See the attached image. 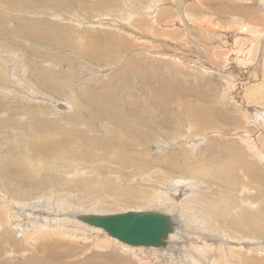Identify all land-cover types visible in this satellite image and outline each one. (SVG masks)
<instances>
[{
  "label": "bare ground",
  "instance_id": "bare-ground-1",
  "mask_svg": "<svg viewBox=\"0 0 264 264\" xmlns=\"http://www.w3.org/2000/svg\"><path fill=\"white\" fill-rule=\"evenodd\" d=\"M27 1L30 3L22 5L20 3L18 10L8 9L7 13L0 11L1 26L5 25L8 29H5L7 32L4 33L0 27L4 33V38L0 36V44H2L0 46V90L3 88L2 90L5 89L9 94L14 90L13 94L16 95L23 93L27 88H34L32 82L24 76L30 70L39 79L40 87L45 88L43 90L48 89L47 79L52 78L54 83L51 90L59 92L64 87V80L56 77L58 74L49 69V62L44 64L48 68L33 64L34 67L29 69L22 65L23 56L11 50L8 44L3 46L7 41L2 39L6 37L25 39L27 35L30 40H46L48 35L35 32L37 27H46L44 22L25 20L24 26L13 23L23 20L26 13L32 12L31 4L44 8L35 13L38 17L48 16L55 18L56 22L64 21L70 26H76L83 21L80 17H73V13L69 10H65L66 14L60 13V10L70 6L68 3L75 0ZM78 1L81 2L78 5L79 8L82 5L84 9L83 13H92L90 7L86 8L88 4L86 5L84 0ZM151 1L153 2L148 6L141 7V0H115V5L118 4L120 7L118 11L112 8L107 12L108 17L100 18V21L94 20L98 25L105 24L109 27L113 26L112 23H116L117 26L119 24L118 28L125 36L137 37L142 44L147 40L146 34L137 36L140 32L135 27L145 24L146 16L151 19L152 24L158 20H164L165 28L182 26L186 32L192 31L194 38L192 42L196 41L197 44L204 46L203 50L201 47V51L208 55L209 63L205 66L200 61L199 57L202 55L200 50L192 51L195 58L189 59L188 63L191 61L199 63L198 69L202 67V71L207 70L206 72L212 71L223 75L226 94L220 97V103L226 105L233 101L236 103L240 99L241 103L245 102V105L238 103V110L242 106L252 108L251 110L255 113L253 116L243 112L241 114L247 124H250L251 129L243 126L244 130L236 132L239 134L243 147L249 153L251 152L250 155L264 163V131L261 130L264 126V29L258 27L259 24L262 25L261 15L256 14L254 18L251 16L250 20L246 19L242 22L238 21L242 17H235V19L233 17L237 22L232 21L233 23L216 30V28L213 29V24L217 23L211 21L213 16L209 19L205 15H195V12L201 14L207 12L203 10L205 7L202 9V5L209 2L208 0H193L190 3L188 0ZM248 1L258 4L256 0H228L240 9L245 8L246 6L243 5ZM100 5L99 0L93 2V7ZM12 6L13 3L11 8ZM261 6L264 8V3ZM12 11L15 12L12 13ZM115 11L121 13L119 14L121 20L110 16ZM5 17L11 20L3 21ZM85 18L88 19V16ZM74 22L76 24H73ZM88 22L93 23L92 20ZM177 23L180 24L179 27ZM130 24L133 26L131 27ZM121 25L126 29H123ZM19 31H22L21 35H16L15 32ZM162 33H165V37L167 36L166 31ZM121 38L125 37L120 36L119 40ZM178 38L175 45L186 41L183 35ZM149 39L158 41L153 36ZM159 45L162 46V52H159V55L172 60L173 55L169 51H173L175 56L177 49L164 42H159ZM177 52L180 59L177 55L175 57L180 61L182 55L179 51ZM166 55L168 57H165ZM9 60L12 63L7 62ZM185 61L183 60L182 63ZM177 65L182 64L177 63ZM11 84L13 89H9ZM85 90L84 103L78 101L82 93L69 90L70 95L65 102L54 104L61 110L74 111L76 121L69 122L71 125L83 122L81 120L84 113L88 115L87 124L82 125L85 127L84 131L70 129L68 133H64L66 135H58L59 139H51L49 136L56 133L54 122L41 118L40 114L45 115L44 112H38L36 109L17 108L14 110L17 116L15 120L7 117L3 121L4 124L1 122L8 129L13 122H16V126L11 128L10 132L13 133L7 135L3 146H0L7 156H11L8 157L9 160L7 157L0 160V264H68V261H62L61 257L68 260L71 258V253L61 250L53 251L52 246L64 245V242L59 239L54 240L52 236L70 238L71 243L74 239L77 242L78 239L86 243L90 242V245L82 252L114 248L126 255L134 256L139 262H148L153 257L156 258L155 263L161 258L162 264L262 263L251 260L252 258L240 253V250L246 244L256 243L254 240L261 242L264 237V215L257 210L247 212L242 206L236 211L230 202L236 193L237 186L241 183L237 182V172L248 182L252 179V175L258 177L259 173H253V168L248 164L244 166L239 164L238 169L236 160L244 159L240 149V159L225 158L227 155H235L233 150L237 148L236 146L222 147L212 151V149L208 150L210 147L208 144L203 149L199 147L201 132H194L195 126L202 124L206 127L212 124L210 113L213 110L200 105L191 106L186 101L178 103V105L183 104V116L185 113L188 115L184 120L183 116L176 119L175 124L180 125L171 135L172 140L168 142L164 136L160 139L164 145L172 144L177 149L166 155L167 157L164 158L166 160L160 161V164L166 162L182 170L181 176L174 178L161 167L154 168L155 161L151 163L146 161L145 156L148 157L151 150H156L152 149L156 140L151 134L142 130L145 128L144 125L122 129L121 121L117 118L114 123L102 125L99 122V115L93 110H97L108 120L111 119V114L102 107L103 100L95 92L91 83ZM135 101L136 99L129 95L124 98L125 104L119 105L130 106L134 105ZM163 107H165L162 110L166 118L168 109L166 106ZM49 108L53 111L50 114L54 116L57 111L53 107ZM169 123L170 121L167 122ZM97 125H109L111 131L102 133V129ZM84 132L92 133V135L85 136ZM119 133H126L127 137L121 138L114 135ZM95 134H101L102 137ZM109 134L112 135L109 136ZM156 148L160 150L165 147L157 144ZM178 154H182L181 165L175 161V156ZM4 164H6L5 167ZM8 165L10 172L5 173ZM124 173L128 174L127 180H138L139 185L143 187L139 186L137 191H133L130 187L126 188L125 192L121 191L117 184H122ZM3 179L8 182L6 185L3 184ZM111 180L116 185L111 184ZM22 181L25 188L17 185ZM244 185L242 183L240 188L247 192ZM107 192H111L113 198L115 196L114 201L105 199L104 194ZM93 194L99 199L94 198ZM125 203L127 208L129 207L125 212L127 210L156 212L157 210L170 218L172 230L164 239L163 245L157 247L129 245L110 236L102 228L87 226L79 219L80 216L86 215L115 214V212L107 213V211L111 207L113 209ZM248 205L250 209L254 207L250 203ZM80 211L82 213L88 211L90 214H79ZM77 217L80 221L76 220ZM181 244L185 250L184 254L182 257H175L174 252L180 248ZM17 257L20 259L14 262ZM152 263L148 262V264Z\"/></svg>",
  "mask_w": 264,
  "mask_h": 264
},
{
  "label": "rangeland",
  "instance_id": "rangeland-1",
  "mask_svg": "<svg viewBox=\"0 0 264 264\" xmlns=\"http://www.w3.org/2000/svg\"><path fill=\"white\" fill-rule=\"evenodd\" d=\"M99 1L101 2V5L99 7H93V2H96V0H84V3L86 2L85 4H88L86 8L89 9L90 7V10H92L91 14L83 13L84 9L82 8V5L79 8L78 5L81 4V2L78 0L68 3V5H70L69 7H67L66 9L63 8L64 10H60V13L63 14H66L65 10H69L71 13H73V17H80L81 21L83 22L77 24L76 26H70V24L68 25V23L64 21L62 23L58 21L56 22L55 18H51L48 16L38 17L37 15H35V13L44 8L37 7L34 4H31L33 14L32 12L26 13V17L23 20L19 22H13L22 26H24L23 21L25 20L28 22L42 21L46 24L45 28H35V32L45 33L46 35H48L46 40H30L27 35H25V39H21V37L19 36H17L19 38L16 39L6 37V39H2L7 41V43H5L3 46L8 44L11 47V50L21 54L24 61L22 65L28 67L29 69H32L34 67L33 64H36L41 68H48L44 64H46V62H49V69L55 74H58V76L56 77L62 78L64 80V87L63 89L61 88L59 92L52 91L51 87L54 83V80L51 78L47 79L46 84L48 89L43 90L44 87L42 88L40 87L41 85H39V79L36 78V75H33L30 70H28L24 76L26 79L32 82L34 88H27V90H25L23 93L21 92L20 94L16 95L13 94L14 90L9 94L8 91H5V89L2 90L3 88H1L0 146H3L4 138H6L7 135H10V133H13L10 132L11 128L16 126V122H13L11 124V128L8 129L3 125V121H5L7 117L16 119L17 116H15L14 110L17 108H24L26 110L36 109L38 112L43 111L45 115L40 114V117L52 120L54 122V126L56 127V133L49 136V138L51 139H59L58 135H66L64 133H68L70 129L84 131L83 128L85 127L82 125L87 124V118H89L88 115L84 113L81 120L83 122H79L76 125H71L69 124V122L74 123L76 121L74 120V111L72 109L61 110L60 107H57L54 104H56V102H65L67 100V96L70 95L69 90L74 93H82V97L78 98L77 96V98L79 102L84 103L85 101L83 96H85L86 93L85 88L88 84L91 83V85L96 90L95 92H97L98 96L103 100L102 107L104 109H107L111 114V119L108 120L106 116L98 113L97 110L94 109L93 111L99 115V122L102 125H106L109 123H114L115 118H117L121 121L120 126L122 129L144 125L143 127L145 128H143L142 130L151 134L152 138L156 140L152 148L156 150H151L148 153V157L145 156L146 161H149L150 163L151 161H155L154 165L156 166H154V168L161 167L165 172L170 173L172 177L179 178L182 172L181 169H179L178 167H174L166 162H161L160 164V161L166 160L164 159L165 157H167L166 155H169L171 152H175L177 150L176 147L172 144L164 145V143L160 139L162 136H164V138L168 142L172 140L171 135L180 125L175 124L176 119L183 116V104L178 105V103H180L181 101H186L191 106L200 105L207 109L213 110L210 113V115L212 116V124L206 127H203L202 124H200L199 126H195L194 132H201L199 147L204 149L205 146L210 144L208 150L212 149V151H216L222 147L229 148L236 146L237 148L233 150L235 155H227L225 158L229 159L231 157L233 160H236V158L240 159V149L241 155L242 157H244V159H241L240 161L236 160L238 163V169L239 164H241L242 166L248 164L253 168V173H259L258 177L252 175V179H250V182H248L245 179H242L243 177L237 172V182L241 183L237 186L236 193L230 200L231 205L234 206V210L237 211V209L242 206L243 209L247 212H253L257 210L264 215V163L254 159V157L250 155L251 152L249 153V151L245 147H243L238 137L239 134L236 132H241V130H244L243 126H247L249 129H251L250 124H247V121H245L244 117L241 116V114L243 112L248 114L249 116H253V114L255 113L251 110L252 108L242 106L238 110V103H241L240 99L237 100L236 103L234 101L226 105L220 103V97L223 96V94H226V92L224 91L226 89V84L223 80V75H218V73L212 71L206 72L207 70L202 71V67L200 69L197 68V66H199L200 64L191 60V62L188 63L189 59H192V57L195 58L194 52H199L197 50H200V53H202V55H200L199 57L200 61L204 63L205 66H208L209 63V61H207L209 60L208 55L201 51L202 46L197 44L196 41L192 42V40L194 39L193 35L191 34L192 31L186 32V30L183 29L182 26H178L180 25L179 23L176 24L179 28H165L166 25L164 24V22L166 21L164 20H158V22L156 21L155 24H152L151 19L146 16V23L135 27V29L140 32L138 34L136 33L137 36H144V34H146L147 40L142 44L139 43L137 37L125 36L118 28L119 24L117 26L116 23H112V27H109L105 24L98 25V23H96L97 20L100 21V18L109 16V13H107L108 10L110 11L112 8L119 10L120 8L118 4L115 5V0ZM208 1L209 2H206L202 5V9L205 7L203 10L207 12H204L205 14L195 12V15H205L209 19H211V17L213 16L211 21L213 20L214 23L218 24H213V29L216 28V30H219L222 26L237 22L236 20H234L235 17H242L240 18V20H238L242 22L246 21V19L250 20L251 16H253L254 18L256 14H258L259 16L261 15L260 17L262 20V25L259 24L258 27L264 29V8L261 6L262 3H264L263 0H256L257 3L260 4V6L251 1H248V3H245L243 5L244 7L246 6L243 9L232 5V3L228 2V0ZM0 2V11H4L5 13H7L8 9L18 10L20 3L21 5L23 3H30L27 0H0ZM151 2L153 1L141 0L140 5L141 7H146ZM188 2H193V0H188ZM11 3H13L12 8ZM117 11H115V13H111L110 16L116 17L115 19L117 20H121V17H119V14L121 13ZM14 12L15 11H12V13ZM20 13L22 14L21 11ZM28 14L30 16H28ZM139 14H141V12ZM86 16H88V19L85 18ZM8 20H11V18L5 17L3 19V21L7 22ZM91 20L93 21V23L91 22ZM88 21H90L91 23H89ZM73 24L76 23L74 22ZM1 25L2 24L0 23V27L3 29V32L6 33L8 29L5 27V25H3L4 27ZM130 26L132 27L133 25L130 24ZM123 29L126 28L123 26ZM162 31H166V37L164 36L165 33H162ZM3 32L0 30V36L2 37L4 36ZM21 32L22 31L15 32V34L21 35ZM182 35L184 36L186 41L175 45L176 40L179 39L178 37ZM120 36H123L125 38H121V40H119ZM150 36L156 37V40L158 41L154 42L153 39H149ZM17 39H19L22 44L20 41H15ZM148 42L150 43L148 44ZM159 42H164L165 44L168 43L171 47L174 46V48L177 49L175 56H180L177 52L179 51L182 55L181 60L179 61L180 57L179 59H177V56H174L173 51H169V53L173 55L171 56L172 60H169L170 58L166 59L161 57V54L159 55V52H162V46L159 45ZM1 45L2 44H0V46ZM195 45L198 48H196ZM203 49L204 46L202 47V50ZM190 53H192V55H189ZM167 55L165 57H168ZM204 55H206L207 57ZM164 59L167 61H165ZM183 60L186 61L182 63ZM175 61H177L178 64L182 65H177ZM7 62L12 63V61L10 60ZM89 67L90 70H88ZM12 85L13 84H11V87L8 85L9 89H13ZM169 92H171L172 94H168ZM33 94H36V96H33ZM129 95L136 99L135 104L130 106H120L119 104H125L124 98ZM110 96L112 98H110ZM34 97L36 99H34ZM116 98H118V100ZM186 102L184 104H186ZM242 104L245 105V102L243 101L241 105ZM63 106L65 105L63 104ZM163 106H166L168 109L166 118L164 117V112L162 110L165 108ZM49 107H53L57 111L54 116L50 114L53 111ZM187 115L188 114L185 113V115L182 117L183 120L187 117ZM168 121H170L169 124H167ZM64 125L65 127H63ZM102 125H97V127L102 129V133L111 131L109 125ZM261 130L264 131V126H262ZM204 133L205 136L203 137ZM88 134L92 135V133L84 132L85 136H87ZM95 135L102 137L101 134ZM111 135L112 134H109V136ZM114 135L121 138L127 137L126 133H119ZM157 144L160 146H164L165 148H160V150H158L159 148H156ZM125 149L130 150V148ZM197 149L198 147L195 149V151ZM4 157H7V160H9L8 157L11 156H7L4 149H0V160ZM181 158L182 154H178L177 156H175V161L178 165L182 164ZM3 166L5 167L6 164H4ZM8 172H10L9 165L5 169V173ZM127 175V173H124L122 177V184H117V186L121 188V191L125 192V189L128 187H130V189H133V191H137L139 186L143 187L142 185H139L136 178L133 179H136L137 181L127 180ZM123 179H125L126 181H124ZM7 183V180L3 179V184L6 185ZM242 183L245 184L244 186H246L247 192L243 191L240 188V185ZM23 184L24 181L17 183L20 188H25ZM111 184L116 185L113 180H111ZM93 195L94 198H98L95 196V194ZM104 197L110 202L114 201L115 199V196L114 198L112 197L111 192H107L106 194H104ZM100 198L102 199V197ZM249 203L254 207L250 209L248 205ZM126 204L127 203L120 205L121 207H113V209H111V207L109 210L107 209V213H120L122 211L125 212L126 209H129V207L127 208ZM130 208H133V206H130ZM155 211L157 212V210ZM160 213L163 214L162 212ZM79 214H90V212L87 211V213H82V211H80ZM76 220L80 221L78 217L76 218ZM84 224L87 226H91L87 223ZM52 237L54 238V240L59 239L64 242V245L57 244L52 246L53 251L61 250L67 253H71V258L68 260L61 257V260L68 261V264H148V262H153L152 264L161 263V258H159L158 262L155 263L156 258H153L152 256V259L155 260L150 259V261L148 262H139L134 256L126 255L122 251L115 250L114 248L93 249L82 252L84 251L85 247L87 248L90 245V242L86 243L81 241L80 239H78L77 242V240L74 239V242L71 243L70 238L67 237ZM254 242L256 243H249L244 245L241 248L240 253L244 254L247 257H250V259L252 258L251 260H254L255 262H262L260 264H264V237H262L261 242L255 240ZM179 249L182 250L179 251ZM184 251L185 250L181 244L180 248H177L174 252L176 253L174 254V256L182 257ZM165 257L167 258L168 256ZM18 259L20 258L17 257L14 262H18Z\"/></svg>",
  "mask_w": 264,
  "mask_h": 264
},
{
  "label": "water",
  "instance_id": "water-1",
  "mask_svg": "<svg viewBox=\"0 0 264 264\" xmlns=\"http://www.w3.org/2000/svg\"><path fill=\"white\" fill-rule=\"evenodd\" d=\"M81 221L100 227L117 240L135 246L157 247L172 230L168 216L151 211H126L80 216Z\"/></svg>",
  "mask_w": 264,
  "mask_h": 264
}]
</instances>
